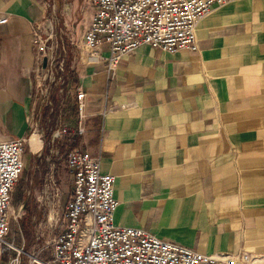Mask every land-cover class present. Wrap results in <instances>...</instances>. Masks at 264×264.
<instances>
[{"label":"crops","instance_id":"obj_1","mask_svg":"<svg viewBox=\"0 0 264 264\" xmlns=\"http://www.w3.org/2000/svg\"><path fill=\"white\" fill-rule=\"evenodd\" d=\"M52 1L50 9L46 0H0V140L28 133L31 25L45 11L63 13L73 33L90 22L88 0ZM194 35L195 50L143 45L110 71L105 44L96 62L83 50L68 57L86 117L66 141L113 175L115 224L264 263V0L214 6Z\"/></svg>","mask_w":264,"mask_h":264},{"label":"built area","instance_id":"obj_2","mask_svg":"<svg viewBox=\"0 0 264 264\" xmlns=\"http://www.w3.org/2000/svg\"><path fill=\"white\" fill-rule=\"evenodd\" d=\"M88 1L92 15L80 37L81 49L89 62H96L102 58L100 46L105 44L103 59L106 70L110 71L121 57L143 45L169 53L178 49L195 50L196 23L212 7L227 0ZM5 21V17H0V24ZM52 36L50 24L46 29L39 22L30 27V44L34 49L31 96L50 113L57 114L58 124L51 132L52 138L65 140L68 133L83 132L86 94L70 79L64 49L53 46ZM70 109L73 114L68 112L69 117L65 118L64 111ZM27 139L0 140V254L7 246L10 193L23 168V144ZM64 166L71 175V188L63 206L62 227L50 240L51 261L55 264H252L255 261L247 253H200L142 228L115 224L114 177L101 172L98 156L73 146L65 152ZM46 188L51 189V198L58 196L54 180L50 179ZM14 261L17 264L18 259ZM33 263L38 264L32 258L30 264Z\"/></svg>","mask_w":264,"mask_h":264},{"label":"rangeland","instance_id":"obj_3","mask_svg":"<svg viewBox=\"0 0 264 264\" xmlns=\"http://www.w3.org/2000/svg\"><path fill=\"white\" fill-rule=\"evenodd\" d=\"M46 1V5L51 9L53 1ZM61 3L66 7L70 5L68 0L56 1L57 5ZM43 14L39 23L44 29L50 24L52 44L59 49L63 47L66 70L69 74L67 60L82 50L79 46L82 30L79 27H74L75 33L73 28L66 30L64 20L67 17L63 13L56 11L54 15L45 11ZM31 98L26 138L30 134L35 135L38 146L33 147L31 151L28 142L23 144V168L10 193L7 212L9 230L5 236L7 246L3 249L5 253L3 258H1L3 251L0 254V264H14V258L18 259L17 264H30L32 258L38 264H55L51 261L50 240L62 227L63 206L71 187V175L64 166V155L72 144L67 142L66 138L65 140L52 138L51 132L58 124L57 114L50 113L36 97ZM68 112L72 115V109L64 111L65 118L66 115L69 117ZM50 179L55 181L59 190L55 199L51 198V189L46 188ZM16 234L19 238L18 244L14 240Z\"/></svg>","mask_w":264,"mask_h":264},{"label":"trees","instance_id":"obj_4","mask_svg":"<svg viewBox=\"0 0 264 264\" xmlns=\"http://www.w3.org/2000/svg\"><path fill=\"white\" fill-rule=\"evenodd\" d=\"M14 240L16 241V244H18V242H19V238H18V235H17V234L15 235V239H14ZM1 255H2L1 258H3L4 255H5L4 251L2 252Z\"/></svg>","mask_w":264,"mask_h":264},{"label":"water","instance_id":"obj_5","mask_svg":"<svg viewBox=\"0 0 264 264\" xmlns=\"http://www.w3.org/2000/svg\"><path fill=\"white\" fill-rule=\"evenodd\" d=\"M44 63H45V59L43 58V59H42V64H41L42 67H44Z\"/></svg>","mask_w":264,"mask_h":264},{"label":"bare ground","instance_id":"obj_6","mask_svg":"<svg viewBox=\"0 0 264 264\" xmlns=\"http://www.w3.org/2000/svg\"><path fill=\"white\" fill-rule=\"evenodd\" d=\"M256 264H264L262 261H258L256 262Z\"/></svg>","mask_w":264,"mask_h":264}]
</instances>
